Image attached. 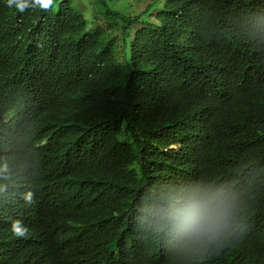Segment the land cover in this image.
<instances>
[{
    "label": "trees",
    "instance_id": "16d2710c",
    "mask_svg": "<svg viewBox=\"0 0 264 264\" xmlns=\"http://www.w3.org/2000/svg\"><path fill=\"white\" fill-rule=\"evenodd\" d=\"M84 1L0 0V88L16 87L0 119L20 123L28 178L65 174L28 208L58 222L49 264H223L187 243L208 212L264 206V0H151L137 14ZM154 213L182 218L172 243L158 245ZM250 220L264 237V217ZM227 264H264V240L246 235Z\"/></svg>",
    "mask_w": 264,
    "mask_h": 264
},
{
    "label": "clouds",
    "instance_id": "9594fccd",
    "mask_svg": "<svg viewBox=\"0 0 264 264\" xmlns=\"http://www.w3.org/2000/svg\"><path fill=\"white\" fill-rule=\"evenodd\" d=\"M160 2L163 4L164 0ZM115 3L130 4L131 2L116 0ZM151 77L156 78L157 76L151 73ZM93 82L98 85L96 79ZM10 87L16 89L14 84L6 79L4 88H0V94L7 92ZM9 114L0 119V264H3L8 257L12 264H23L24 257L20 253L25 251L31 255L32 264H49L50 239L58 227V222L48 215L52 209L48 214L33 216L28 213V208L35 207L42 200L51 198V191L56 185H63L60 180L64 179L65 174L60 167L56 173L49 171L51 176L47 179H30L26 176V164L16 149L15 142L17 136L25 134L20 130L18 121L8 118ZM8 124L13 126V130L5 129ZM72 153L74 154L73 151ZM79 187L86 193L88 199L93 196V185L88 187L81 184ZM99 189L103 191L100 187ZM90 190L92 192H88ZM247 199L250 200L248 197ZM147 207L149 211L157 209L162 212L166 211L165 203H162L161 207L150 205ZM251 214L264 217V206H257L252 202L249 213L242 219H238L236 216L235 219H230L228 213L218 215L208 212L201 217L200 222L197 219L196 230L198 232L187 244L195 245L198 251L207 250L210 255H220L223 264L230 263L243 248L246 235L251 237L257 235L264 240L262 235L252 229ZM62 215L64 217L65 213L62 212ZM150 219L155 220L154 224L162 229L158 245L161 242L172 243L174 238L165 229L169 224L181 223L182 218L176 219L172 215L154 213ZM90 233L92 232L89 230L79 233L70 232L68 241L70 244H75L78 235ZM256 241L261 242L260 240ZM98 261L96 264H107L104 260ZM115 263H125V261L112 259L109 264Z\"/></svg>",
    "mask_w": 264,
    "mask_h": 264
},
{
    "label": "rangeland",
    "instance_id": "374dc122",
    "mask_svg": "<svg viewBox=\"0 0 264 264\" xmlns=\"http://www.w3.org/2000/svg\"><path fill=\"white\" fill-rule=\"evenodd\" d=\"M128 1L131 2V3L130 4L123 3V6L126 7L125 11L131 12V13L135 12V13H132V14H137V13L141 12V10L143 8H146L147 4L150 2V0H128ZM166 2H167V0H164L163 5H165ZM85 4L86 3H85L84 0H79L78 4L76 6L80 7L81 9H83L81 11H84L83 7H84ZM158 11H159V8L155 7V9L153 10V17L152 18L155 17V14L158 13ZM127 14H130V13H127ZM149 17H151V16H149ZM153 20L156 21V19H153ZM182 237H185V235H183Z\"/></svg>",
    "mask_w": 264,
    "mask_h": 264
}]
</instances>
